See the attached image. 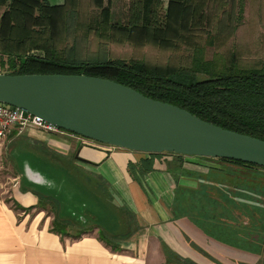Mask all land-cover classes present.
<instances>
[{"label": "crops", "instance_id": "1", "mask_svg": "<svg viewBox=\"0 0 264 264\" xmlns=\"http://www.w3.org/2000/svg\"><path fill=\"white\" fill-rule=\"evenodd\" d=\"M242 6L246 19L264 20V0ZM8 137L10 167L23 177L16 173L8 196L0 193V264H264L263 244L248 250L226 225L222 166L163 153L133 177L128 164L141 167L151 154L36 130ZM56 216L72 225L69 234L88 232L53 233ZM100 231L117 237L120 251L100 241Z\"/></svg>", "mask_w": 264, "mask_h": 264}, {"label": "trees", "instance_id": "2", "mask_svg": "<svg viewBox=\"0 0 264 264\" xmlns=\"http://www.w3.org/2000/svg\"><path fill=\"white\" fill-rule=\"evenodd\" d=\"M111 1L92 0L98 15L87 25L88 32L113 42L149 44L161 49L173 48L177 43L191 47L194 32L212 24L210 14L215 10L209 2L217 3V0H166L164 4L162 0H129L120 20H113ZM242 1L229 0L239 15ZM76 5V0H64L60 5H51L47 0H0V65H7L10 70L5 74L85 75L110 80L224 130L264 141V67L240 69L230 63L218 68L211 61H204L198 50L188 67L155 66L135 59H81L75 49L61 47L63 34L77 17ZM221 12L226 16L224 10ZM155 155L143 159L141 167L129 163V173L134 177L149 172ZM214 160L248 173L264 171L239 161ZM238 188L256 195L258 192L249 186ZM14 207L21 209L16 203ZM71 228L69 222L56 216L50 231L73 239L88 232L83 228L71 235L68 232ZM98 239L111 250L120 251L112 244L117 237L100 231ZM162 251L169 254L163 246Z\"/></svg>", "mask_w": 264, "mask_h": 264}, {"label": "water", "instance_id": "3", "mask_svg": "<svg viewBox=\"0 0 264 264\" xmlns=\"http://www.w3.org/2000/svg\"><path fill=\"white\" fill-rule=\"evenodd\" d=\"M0 102L102 145L264 168V141L224 130L110 80L0 73Z\"/></svg>", "mask_w": 264, "mask_h": 264}, {"label": "rangeland", "instance_id": "4", "mask_svg": "<svg viewBox=\"0 0 264 264\" xmlns=\"http://www.w3.org/2000/svg\"><path fill=\"white\" fill-rule=\"evenodd\" d=\"M47 2L57 5L64 0H47ZM76 2L77 17L70 22L72 24L69 30L63 34L61 47L75 49L76 55L81 59L94 57L124 61L135 59L155 66L188 67L198 50L204 61H211L218 68L229 66L230 63L240 69L264 67L263 18L260 17L258 24H255L253 18L244 17L243 6L241 7L243 14L241 11L239 15L233 9L234 7H231L229 0H217L216 4L209 2V6L215 10L210 14L212 24L209 28H201L194 32L191 47L177 43L170 49H161L149 44L135 46L127 42H113L98 38L93 32L86 30L91 19L98 15L92 0H76ZM162 2L164 3V0ZM128 3L129 0L111 1L113 20L124 14ZM223 10L226 16L221 14ZM247 13L254 14L255 8L249 7ZM236 17L239 19L236 20ZM9 71L7 65H0V73L5 74ZM72 135L68 133L66 136ZM75 137L82 139L73 135V138ZM1 141L3 146L0 147V193L7 197L12 188L13 179L17 176L16 173L21 177L23 174L18 169L15 170L16 173L11 169L10 156L6 155V152L10 150L12 139L7 136ZM16 150H13V155ZM193 158L203 160L210 165L224 167L222 175L226 177L223 178L225 181L222 185L226 186V225L236 230V233L240 232L248 250H256L254 245L259 241L264 246V171L257 170V174L248 173L233 166L220 165L213 158ZM239 186H249L254 191L258 190L257 195L238 188Z\"/></svg>", "mask_w": 264, "mask_h": 264}, {"label": "built area", "instance_id": "5", "mask_svg": "<svg viewBox=\"0 0 264 264\" xmlns=\"http://www.w3.org/2000/svg\"><path fill=\"white\" fill-rule=\"evenodd\" d=\"M27 130H36L44 134L58 136L68 134V132L50 125L36 116L0 102V140L5 139L12 131L21 135Z\"/></svg>", "mask_w": 264, "mask_h": 264}, {"label": "flooded vegetation", "instance_id": "6", "mask_svg": "<svg viewBox=\"0 0 264 264\" xmlns=\"http://www.w3.org/2000/svg\"><path fill=\"white\" fill-rule=\"evenodd\" d=\"M81 138V137H80ZM83 139V138H82Z\"/></svg>", "mask_w": 264, "mask_h": 264}]
</instances>
